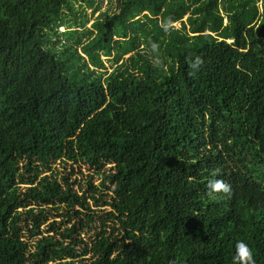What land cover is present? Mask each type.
Returning <instances> with one entry per match:
<instances>
[{"label":"trees","instance_id":"obj_1","mask_svg":"<svg viewBox=\"0 0 264 264\" xmlns=\"http://www.w3.org/2000/svg\"><path fill=\"white\" fill-rule=\"evenodd\" d=\"M103 1L0 0V264H264V0Z\"/></svg>","mask_w":264,"mask_h":264},{"label":"clouds","instance_id":"obj_2","mask_svg":"<svg viewBox=\"0 0 264 264\" xmlns=\"http://www.w3.org/2000/svg\"><path fill=\"white\" fill-rule=\"evenodd\" d=\"M208 189L210 192H217V191H220V190H227V187L226 185L224 184V182L220 179H215V180H209L208 182ZM237 250L238 252H243L245 258L247 259L248 261V264H254V262L251 260V255L250 253L248 252L247 248L245 245H243L242 243L241 244H238L237 245Z\"/></svg>","mask_w":264,"mask_h":264},{"label":"rangeland","instance_id":"obj_3","mask_svg":"<svg viewBox=\"0 0 264 264\" xmlns=\"http://www.w3.org/2000/svg\"><path fill=\"white\" fill-rule=\"evenodd\" d=\"M105 4H106V0L103 1V4H102V9H104L105 7ZM90 10L87 11V14L89 15L90 14ZM175 27H178V24H175ZM64 29L63 28H59V32H62ZM108 66V64H106ZM90 235H86L85 236V239L89 238Z\"/></svg>","mask_w":264,"mask_h":264}]
</instances>
